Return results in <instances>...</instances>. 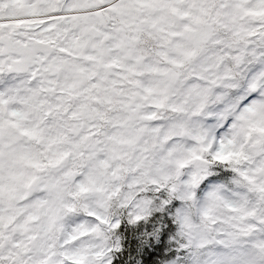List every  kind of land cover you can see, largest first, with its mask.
I'll use <instances>...</instances> for the list:
<instances>
[{
    "label": "snow or ice",
    "instance_id": "1",
    "mask_svg": "<svg viewBox=\"0 0 264 264\" xmlns=\"http://www.w3.org/2000/svg\"><path fill=\"white\" fill-rule=\"evenodd\" d=\"M0 264H264V0H0Z\"/></svg>",
    "mask_w": 264,
    "mask_h": 264
}]
</instances>
